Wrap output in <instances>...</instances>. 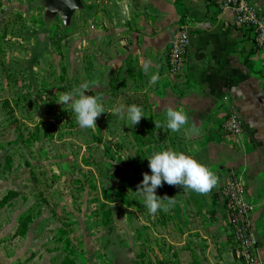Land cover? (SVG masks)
Returning <instances> with one entry per match:
<instances>
[{"label":"crops","instance_id":"obj_1","mask_svg":"<svg viewBox=\"0 0 264 264\" xmlns=\"http://www.w3.org/2000/svg\"><path fill=\"white\" fill-rule=\"evenodd\" d=\"M249 1L264 12V0ZM91 4L83 19L75 16L67 44L73 56L81 49L83 83L100 97V115L121 123L127 119V106H139L146 118L132 130L147 136V156L162 149L180 151L217 177L205 194L167 184L157 188L158 196L174 197L176 203L167 212L160 210L159 223L148 230L162 233L161 255L147 240L148 262L239 264L222 195L229 171L236 169L253 205L251 222L264 264V48L254 45L251 34L236 25L234 11L222 8L219 0ZM177 24L190 33L180 73L171 70L167 55ZM152 75L158 77L154 83ZM169 108L187 116L177 132L166 127ZM232 113L244 127L238 135L223 127ZM193 127L198 134L190 131Z\"/></svg>","mask_w":264,"mask_h":264},{"label":"rangeland","instance_id":"obj_2","mask_svg":"<svg viewBox=\"0 0 264 264\" xmlns=\"http://www.w3.org/2000/svg\"><path fill=\"white\" fill-rule=\"evenodd\" d=\"M44 13L41 0H0V264H152L161 212L135 193L147 136L101 115L83 128L57 102L83 83L81 49Z\"/></svg>","mask_w":264,"mask_h":264},{"label":"clouds","instance_id":"obj_3","mask_svg":"<svg viewBox=\"0 0 264 264\" xmlns=\"http://www.w3.org/2000/svg\"><path fill=\"white\" fill-rule=\"evenodd\" d=\"M62 2L70 10H75L77 7L75 0H62ZM157 78V75H152L150 82L154 83ZM85 90H88V84L81 83L73 91L60 95L57 102L63 106L70 104L76 123L83 128H91L96 126L95 121L101 113H104V109L98 102V97L85 95ZM123 107L116 109V113L121 112ZM126 116L133 126L145 117L142 109L135 104L127 106ZM165 121L169 130L177 132L185 125L187 116L183 110L169 108L165 114ZM154 123L156 127H161L159 122L154 121ZM190 131L194 134L199 133V129L195 127ZM145 158L148 161L150 174L148 172L142 174L143 179L137 185L135 193L143 198V206L150 214H155L158 209L167 212L176 203L174 197L167 195L160 197L156 194L157 188L162 187L163 184L180 186L185 190L190 189L205 194L217 183V177L208 167L183 152L162 149L154 151Z\"/></svg>","mask_w":264,"mask_h":264},{"label":"built area","instance_id":"obj_4","mask_svg":"<svg viewBox=\"0 0 264 264\" xmlns=\"http://www.w3.org/2000/svg\"><path fill=\"white\" fill-rule=\"evenodd\" d=\"M222 8H231L235 23L251 34L254 45L264 48V12L249 0H219ZM190 46V33L186 26L177 24L172 33L168 62L174 73L184 69ZM224 129L233 134L242 133L244 127L239 117L232 113L223 123ZM224 205L232 227L235 242L234 255L239 264H263L258 252V237L252 227L253 205L245 196L244 183L236 169H231L222 187Z\"/></svg>","mask_w":264,"mask_h":264},{"label":"water","instance_id":"obj_5","mask_svg":"<svg viewBox=\"0 0 264 264\" xmlns=\"http://www.w3.org/2000/svg\"><path fill=\"white\" fill-rule=\"evenodd\" d=\"M75 2L76 9L70 10L64 6L62 0H41L42 6L45 8V24L52 25L60 17L64 27L71 28L76 14L86 9L84 0H75Z\"/></svg>","mask_w":264,"mask_h":264}]
</instances>
